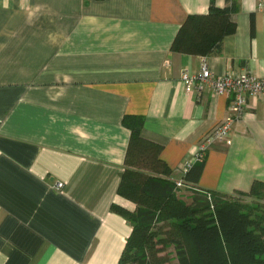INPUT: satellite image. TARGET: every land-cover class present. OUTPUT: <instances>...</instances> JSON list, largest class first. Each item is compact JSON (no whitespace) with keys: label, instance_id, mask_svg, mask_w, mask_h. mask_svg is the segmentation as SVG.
<instances>
[{"label":"crops","instance_id":"crops-1","mask_svg":"<svg viewBox=\"0 0 264 264\" xmlns=\"http://www.w3.org/2000/svg\"><path fill=\"white\" fill-rule=\"evenodd\" d=\"M212 0H0V264H117L132 233L112 210L131 131L180 180L230 97L186 91L181 72L207 63L264 77V7L235 4V33L206 56L172 50L190 14ZM226 141L212 143L197 185L234 194L264 181V95L249 97ZM63 186L58 187L57 183Z\"/></svg>","mask_w":264,"mask_h":264},{"label":"trees","instance_id":"trees-1","mask_svg":"<svg viewBox=\"0 0 264 264\" xmlns=\"http://www.w3.org/2000/svg\"><path fill=\"white\" fill-rule=\"evenodd\" d=\"M235 9L234 3L221 8L212 0L208 12L190 14L172 50L220 52L224 38L237 30ZM123 123L131 135L118 194L137 208L112 204L133 229L117 264H264V181L234 194L196 188L187 200L161 158L162 144L142 134L144 117L126 115ZM204 166L205 158L183 171L186 186L198 184Z\"/></svg>","mask_w":264,"mask_h":264},{"label":"built area","instance_id":"built-area-1","mask_svg":"<svg viewBox=\"0 0 264 264\" xmlns=\"http://www.w3.org/2000/svg\"><path fill=\"white\" fill-rule=\"evenodd\" d=\"M259 7H264V0H259ZM186 91L202 94L206 90H212L217 94H224L230 97L229 110L230 116L216 124L201 140L199 153L196 160L206 157L209 146L216 141H226L232 128V123L243 116L248 106L249 97H259L264 95V77L245 70L238 73L218 75L211 70L207 63H203L200 70L196 73L189 69L181 72ZM190 164L183 167L186 171ZM178 188L186 186L183 179L177 180ZM57 186H63L58 182Z\"/></svg>","mask_w":264,"mask_h":264},{"label":"rangeland","instance_id":"rangeland-1","mask_svg":"<svg viewBox=\"0 0 264 264\" xmlns=\"http://www.w3.org/2000/svg\"><path fill=\"white\" fill-rule=\"evenodd\" d=\"M193 191H194L193 189H191L187 186H183V187L178 188V194L185 197L187 200L189 199V197L191 196ZM169 250L172 251L171 252L172 257H173L172 263H177V260L175 259L174 254H173V249L170 248Z\"/></svg>","mask_w":264,"mask_h":264}]
</instances>
